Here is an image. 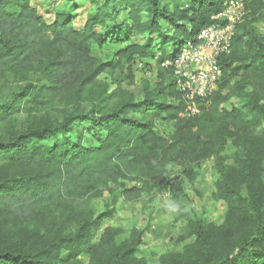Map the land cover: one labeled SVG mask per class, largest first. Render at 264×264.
Returning <instances> with one entry per match:
<instances>
[{"label": "trees", "instance_id": "16d2710c", "mask_svg": "<svg viewBox=\"0 0 264 264\" xmlns=\"http://www.w3.org/2000/svg\"><path fill=\"white\" fill-rule=\"evenodd\" d=\"M54 1L47 23L31 0H0V264H147L144 230L102 228L113 211L94 201L110 186L125 202L169 196L184 245L158 264H264V0H244L217 91L191 117L160 66L230 0ZM108 43L110 60L92 55ZM151 62L156 81L135 86L133 68ZM209 160L226 208L218 225L183 189Z\"/></svg>", "mask_w": 264, "mask_h": 264}, {"label": "rangeland", "instance_id": "374dc122", "mask_svg": "<svg viewBox=\"0 0 264 264\" xmlns=\"http://www.w3.org/2000/svg\"><path fill=\"white\" fill-rule=\"evenodd\" d=\"M31 4L47 23L54 20V11L60 8L58 1L54 0H31ZM85 8L87 7H81L77 11L78 14L74 19L76 28L83 26L85 20L83 9ZM253 26L262 33V22L254 21ZM116 49V46L108 43L102 47H94L92 55L103 61H108L112 58ZM150 65H152L150 70L142 66L141 68L137 66L133 68L135 86H138L143 80L150 83L156 81L157 71L154 63L151 62ZM104 79L106 78L104 77ZM129 89L136 98L140 99L138 87ZM227 152L230 154L231 148H228ZM169 173L177 176L181 174V170L176 167L170 168ZM215 178L213 161L209 160L202 165L200 175L193 184L187 181L183 183L184 192L193 203L195 213L204 224H220L226 212L225 204L213 198ZM124 185L133 187L136 184L124 182ZM119 189L117 186H110L102 197L94 201V207L99 215L107 211H113L110 218L103 220L102 228H118L125 232L124 235H128L129 231L134 228L144 230L137 257L144 259L147 264H158L160 256L164 253L181 249L184 243L178 242V239L185 223L178 218L176 212L169 208L170 198L166 193L153 191L149 195H142L133 202H125L120 196ZM101 232L102 230L97 232L94 243L98 241ZM79 259L84 264L88 262L86 255H81Z\"/></svg>", "mask_w": 264, "mask_h": 264}, {"label": "built area", "instance_id": "2783aa9c", "mask_svg": "<svg viewBox=\"0 0 264 264\" xmlns=\"http://www.w3.org/2000/svg\"><path fill=\"white\" fill-rule=\"evenodd\" d=\"M245 16L244 0L226 2L221 12L211 18V24L181 46L175 59L161 64L162 69L172 72L186 104V116L198 114L217 91L221 79L218 59L229 53L236 28Z\"/></svg>", "mask_w": 264, "mask_h": 264}]
</instances>
